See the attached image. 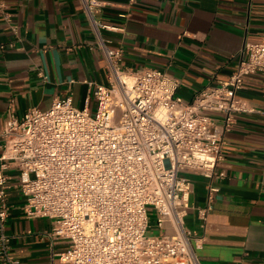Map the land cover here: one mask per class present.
Masks as SVG:
<instances>
[{
	"label": "built area",
	"instance_id": "built-area-1",
	"mask_svg": "<svg viewBox=\"0 0 264 264\" xmlns=\"http://www.w3.org/2000/svg\"><path fill=\"white\" fill-rule=\"evenodd\" d=\"M83 7L109 83L95 87L94 109L90 98L78 108L68 96L22 118L9 113L0 156V264H27L12 256L6 233L11 166L19 170L26 217L50 220L52 239L66 245L59 264H202L197 251L203 240L186 225L190 176L224 177L218 167L225 134L237 114L257 112L238 94L248 76L264 72V33L259 42L245 43L228 80L186 102L178 94L180 81L167 71L125 70L123 50L103 35L115 28L95 19L101 2L83 0ZM6 9L0 0L17 33ZM217 192L210 183L205 206L196 209L200 222L207 221ZM151 210L163 235H149Z\"/></svg>",
	"mask_w": 264,
	"mask_h": 264
},
{
	"label": "crops",
	"instance_id": "crops-1",
	"mask_svg": "<svg viewBox=\"0 0 264 264\" xmlns=\"http://www.w3.org/2000/svg\"><path fill=\"white\" fill-rule=\"evenodd\" d=\"M3 1L17 33L0 11V44L7 46L0 50V156L10 112L22 118L68 96L83 108L97 85L109 83L83 0ZM98 1L95 19L115 28L103 35L123 50V68L167 71L180 81L178 94L186 102L228 80L245 43L259 42L264 33V0ZM238 96L257 112L237 114L225 134L218 167L224 177L211 182L190 176L194 193L186 225L203 240L197 251L202 264H264V72L248 76ZM6 175L12 256L27 264H59L65 243L52 239L50 220L26 217L16 187L19 170L11 166ZM210 183L218 192L202 223L196 209L205 206Z\"/></svg>",
	"mask_w": 264,
	"mask_h": 264
},
{
	"label": "rangeland",
	"instance_id": "rangeland-1",
	"mask_svg": "<svg viewBox=\"0 0 264 264\" xmlns=\"http://www.w3.org/2000/svg\"><path fill=\"white\" fill-rule=\"evenodd\" d=\"M149 227V235L151 236H159L164 234V232L157 228L156 215L152 210L149 212Z\"/></svg>",
	"mask_w": 264,
	"mask_h": 264
}]
</instances>
